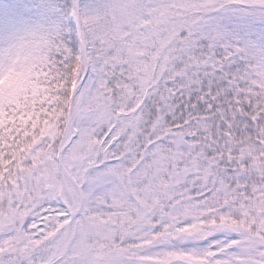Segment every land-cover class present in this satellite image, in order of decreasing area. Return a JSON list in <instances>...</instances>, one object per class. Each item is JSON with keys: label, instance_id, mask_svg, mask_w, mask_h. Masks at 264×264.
<instances>
[{"label": "snow or ice", "instance_id": "snow-or-ice-1", "mask_svg": "<svg viewBox=\"0 0 264 264\" xmlns=\"http://www.w3.org/2000/svg\"><path fill=\"white\" fill-rule=\"evenodd\" d=\"M0 264H264V0H0Z\"/></svg>", "mask_w": 264, "mask_h": 264}]
</instances>
